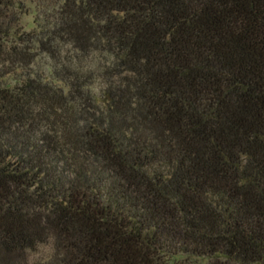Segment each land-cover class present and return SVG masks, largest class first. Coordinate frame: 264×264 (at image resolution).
Instances as JSON below:
<instances>
[{
	"label": "trees",
	"instance_id": "trees-1",
	"mask_svg": "<svg viewBox=\"0 0 264 264\" xmlns=\"http://www.w3.org/2000/svg\"><path fill=\"white\" fill-rule=\"evenodd\" d=\"M0 264H264V0H0Z\"/></svg>",
	"mask_w": 264,
	"mask_h": 264
},
{
	"label": "rangeland",
	"instance_id": "rangeland-1",
	"mask_svg": "<svg viewBox=\"0 0 264 264\" xmlns=\"http://www.w3.org/2000/svg\"><path fill=\"white\" fill-rule=\"evenodd\" d=\"M23 22L26 24V26L28 28H31L32 25H33V17L32 15H28L26 16L24 19H23ZM51 250V247L48 245V246H42L40 248V255H45L47 253H49Z\"/></svg>",
	"mask_w": 264,
	"mask_h": 264
}]
</instances>
